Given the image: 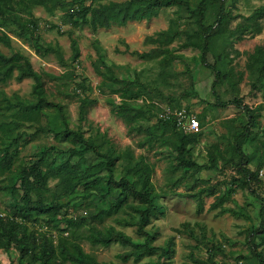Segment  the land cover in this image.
<instances>
[{
  "label": "rangeland",
  "instance_id": "1",
  "mask_svg": "<svg viewBox=\"0 0 264 264\" xmlns=\"http://www.w3.org/2000/svg\"><path fill=\"white\" fill-rule=\"evenodd\" d=\"M69 1L64 6L53 7V3H49L51 8L40 4L33 8L39 18L43 39L61 46L64 61L53 52L38 53L36 43L28 36L24 38L18 36V29L15 26H7L12 36V47L0 43L2 50L8 54L20 50L30 57L34 67L43 75L50 99L63 105L71 127H82L84 136L93 138L101 145L103 152L110 151L114 156L120 157L116 165L118 178L129 171L135 159H141L143 156L155 165L153 181L157 192L161 195L157 201L160 210L152 216L149 227L157 234L156 244H171V255L165 258V264H263L247 240L249 230L261 224V198L250 188L236 187L235 192L227 197L223 206L210 209L211 204L225 193V186H220L217 181L235 173L234 165L225 166V161L221 158L220 169L201 171L175 169L174 164L177 160L171 148L160 144L158 138L150 141L148 137L152 127L156 134L159 135L161 132L154 127L159 119L157 112L150 113L148 119L142 120L143 129L131 131L126 120L116 115L113 111L114 106L109 102L114 98L119 103L120 94L112 93L108 85H102L104 77L97 69L98 66L107 70L106 64L111 66L115 74L124 80L125 84L130 85L134 95L131 103L136 108L143 104L142 98L145 96L144 98L160 104L182 106L196 114L201 129L193 155L198 162H208L210 150L216 147L228 157L235 155L231 141L233 133L242 121H248L244 110L235 104L226 108L214 105L215 72L201 62H194L191 59L192 56L199 54V49L181 47V43L186 40V34L182 33L169 44L152 41L153 37H158L159 32L168 29L172 24L180 30H195L198 24L194 14L188 13L182 7L164 4L159 14L150 20H129L123 25L113 24L109 28L94 29L90 25L76 26L66 21V12L80 4L81 0ZM101 1L109 0H95V3ZM191 1L197 6L201 0ZM88 2L90 0H87ZM226 4L235 13L249 15L263 5L264 0H228ZM217 15L218 7L211 0L205 24H213ZM241 19L242 17H239L232 21L230 26L235 27ZM52 24H57L60 28L52 29ZM1 30L0 25V32ZM71 32L72 36L78 39L81 48V55L77 59L73 55ZM214 42L215 52L210 54L212 62L215 61V53L228 50L231 51L232 57H235L232 65L236 70L245 71V77L239 84V91L227 82L217 88L221 97L224 100L243 97L246 103L254 106L264 103V79L258 80L253 77L246 67L249 53L254 51L257 45L264 44V30L254 37H246L242 40L219 36ZM160 46H167L177 53L184 54L185 59L163 65L160 62L163 57L160 52L148 57L132 53L133 50L151 51ZM236 49L241 50L242 53L238 55ZM70 70L74 73L69 74ZM17 75L18 71H15L10 80L0 85V120L8 123L24 110L20 99L25 104H30L33 99L34 79L28 77L20 80ZM254 82H257L258 88H253ZM139 93L143 95L138 97ZM80 96H88L94 100L84 121L80 119ZM168 96L173 98L169 100ZM62 114L58 107L48 109L41 122L46 126L55 124L61 128ZM261 119L264 123V111ZM28 124L23 123L17 127L15 124L12 130L7 131L8 134L0 131V142L4 137L14 139L23 132L19 143L13 146V149L19 148L16 157L17 166L22 162L35 161L39 149L46 145H65L63 139L57 138L53 132L35 134L37 125ZM260 138L263 137L260 135L257 140H249L246 144L247 151L253 154V168H256L259 160L256 144ZM27 139L31 141L25 144ZM261 178L262 182L258 190L264 194V169L261 171ZM205 180H210L208 186L210 190L205 187ZM1 184L7 187L13 184L17 186L16 192L0 190V212L8 214L15 208L14 197L20 196L23 189L17 174L9 171H0ZM48 184L46 194L49 197L56 194L65 199L66 203L61 214L67 213L70 217L87 214L95 210L97 204L106 205L115 197L113 194L108 195L107 198L94 197L91 203L82 197L69 200L70 196L63 191L64 188L60 185L58 177L50 178ZM33 196L36 197V194ZM129 201L138 203L133 197ZM130 212H134L133 208L125 203L117 213L105 215L103 219L92 218L79 227L77 232L86 234L92 224L101 227L115 225L135 238H140L135 225H121L116 220V217L135 219L136 213L130 216ZM135 220L138 221V218ZM61 225L67 227L66 222ZM29 226L30 230H47L56 241L60 237L58 230L60 228L48 225L44 218L37 223H30ZM255 240L259 244V249L264 250V238L257 236ZM81 242L86 251L97 256L99 260L113 261L116 264H151L152 260L157 258V254H154L145 256L139 262L133 259L124 261L117 255L129 250L130 246L126 247L119 243L103 246L93 244L86 239H82ZM211 248L215 249L214 255L209 251ZM19 262L20 253L17 247L14 244L9 247L8 244L3 245L0 242V264H19Z\"/></svg>",
  "mask_w": 264,
  "mask_h": 264
},
{
  "label": "trees",
  "instance_id": "2",
  "mask_svg": "<svg viewBox=\"0 0 264 264\" xmlns=\"http://www.w3.org/2000/svg\"><path fill=\"white\" fill-rule=\"evenodd\" d=\"M212 1L218 7V15L215 22L209 25L205 24V19L211 0H201L197 6H194L191 0H109L99 3H95V0H90L88 3L87 0H81L80 4L66 12L65 19L76 26L90 25L94 29H99L100 27L109 28L113 24L123 25L129 20H150L159 14L164 4L179 6L188 13L194 14L198 24L195 30H180L172 24L168 29L159 32L158 37H153L152 41L159 44H169L182 33L186 34V40L181 43V47L199 49V54L192 56L191 59L194 62H201L215 72L213 91L216 101L214 105L226 108L235 104L244 110L248 121L241 120L242 124L233 133V140L231 141V147L236 152L235 155L228 157L222 153L219 147H216L210 150L208 162H198L193 151L200 138L199 132H186L178 126L176 121L161 118L159 116V104L144 98L145 96L142 98L143 104L139 108L134 107L131 103L134 95L130 85L125 84L124 80L117 76L114 69L107 64V70L98 66L97 69L104 77L102 85H108L112 93L120 94L121 101L119 103L114 98H111L109 102L114 106L113 111L116 115L126 120L131 131L143 129L142 120L148 119L150 113L157 112L159 119L154 127L161 132L159 135L156 134L152 127L148 137L150 141L158 138L160 144L168 145L171 148L177 160V163L174 164L175 169L186 171L220 169L221 158L225 161V166L234 165L235 173L217 181L220 186H225V193L211 204L210 209L223 206L227 197L235 192L236 187L250 188L256 196L261 198V224L259 227L249 230L247 240L264 264V250L259 249V244L255 240L257 236L264 238V194L258 190L262 182L261 171L264 169V123L261 119L264 103L254 106L246 103L243 97L224 100L217 88L230 82L234 89L239 91V84L245 77V71L236 70V67L232 65L235 57H232L231 51L228 50L215 53V61L210 60V54L215 52L214 41L219 36L242 40L246 37H254L264 30V4L257 7L251 14L245 15L231 10L226 4L228 0ZM69 2V0H0V25L2 28L0 43L12 47V36L7 26H15L18 29V36L23 38L28 36L36 43L38 53L50 54L53 52L60 57L61 61H64L61 46L43 39L39 18L33 8L39 4L51 8L49 3H53V7H58ZM239 17L242 19L237 22L235 27H231V22ZM51 28H60V26L52 24ZM72 46L74 58L77 59L81 55V48L78 39L73 36ZM235 51L238 55L242 53L239 49ZM156 52L163 55L160 59L163 65L185 59L184 54L177 53L167 46H160L151 51H132L133 54L142 57L152 56ZM246 67L253 77L258 80L264 79V44L257 45L255 50L249 53ZM15 71H18L17 78L20 80L28 77L34 79L33 99L30 104H25L20 99L24 105V110L9 123L0 120V131L8 134L7 131L12 130L15 124L16 127L23 123H29V126L36 124L35 134L53 132L57 138L63 139L65 145H46L39 149L35 161L22 162L17 166L16 157L19 148L13 149V146L19 143L23 132L14 139L4 137V140L0 142V171L16 173L21 182V189H23L20 196L14 197L16 201L14 210L8 214L0 212V242L3 245L8 244L9 247L12 244L17 247L20 253L19 264H65L66 262L73 264H116L113 261L99 260L97 256L86 251L81 242L82 239L103 246H110L113 243H119L126 247L130 246L129 250L117 255L124 261L133 259L139 262L145 256L157 254V258L153 259L151 264H165V258L171 255V244H156L157 234L149 227L152 216L160 210L157 201L161 195L157 192L156 184L153 181L155 165L143 156L141 159H135V163L131 164L129 171L118 178L116 165L117 159L120 157L114 156L110 151L103 152L101 145L97 144L93 138L84 136L82 127H71L69 118L64 113L63 105L50 99L43 75L34 67L30 57L20 50L8 54L0 47V85L10 80ZM73 73V70L69 71V74ZM258 87L257 82H254L253 88ZM138 95L140 97L143 94L139 93ZM167 98L171 100L173 97L168 96ZM93 102L94 100L88 96H80L81 121L87 119V113ZM170 106L183 108L182 106ZM56 107L60 108L63 113L61 128L55 124L44 125L41 118L45 113L47 114L48 109ZM260 135L263 138H260L256 144L259 160L256 168H253V154L247 151L246 144L249 140H257ZM30 141L27 139L25 144ZM56 177L59 178V183L64 188L65 194L70 196L69 200L82 197L91 203L94 197L107 198L111 194L115 197L106 205L97 204L96 209L87 214L78 217H70L67 213L62 215L66 200L56 194L53 197L46 194L50 178ZM205 181V187L210 186V180ZM212 187L215 188L216 186L212 185ZM0 190L16 192L17 186L13 184L7 187L1 184ZM33 194H36V197ZM131 197L137 199L138 203L130 202ZM125 203L134 210L129 215L134 216L136 213L134 217L135 219L138 218V221L128 217H116V220L121 225H135L140 238H135L126 231L118 229L115 225L101 227L92 224L86 234L77 232L79 227L92 218L103 219L105 215L117 213ZM41 218H44L48 225L60 228L58 229L60 237L57 241L47 230H30L29 224L37 223ZM63 222L67 223V227H62ZM209 251H211V255L215 254L214 248L209 249Z\"/></svg>",
  "mask_w": 264,
  "mask_h": 264
},
{
  "label": "built area",
  "instance_id": "3",
  "mask_svg": "<svg viewBox=\"0 0 264 264\" xmlns=\"http://www.w3.org/2000/svg\"><path fill=\"white\" fill-rule=\"evenodd\" d=\"M159 116L163 119L176 121L178 126L186 132H199L201 129L197 115L186 108H173L167 104H160Z\"/></svg>",
  "mask_w": 264,
  "mask_h": 264
}]
</instances>
